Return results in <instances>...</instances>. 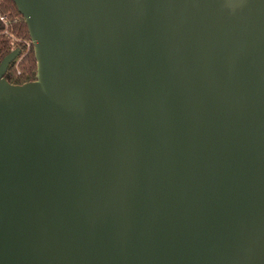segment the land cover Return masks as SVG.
Listing matches in <instances>:
<instances>
[{
  "label": "water",
  "instance_id": "95a60500",
  "mask_svg": "<svg viewBox=\"0 0 264 264\" xmlns=\"http://www.w3.org/2000/svg\"><path fill=\"white\" fill-rule=\"evenodd\" d=\"M0 264H264V0H13Z\"/></svg>",
  "mask_w": 264,
  "mask_h": 264
},
{
  "label": "trees",
  "instance_id": "16d2710c",
  "mask_svg": "<svg viewBox=\"0 0 264 264\" xmlns=\"http://www.w3.org/2000/svg\"><path fill=\"white\" fill-rule=\"evenodd\" d=\"M0 8L1 14L9 13V17L17 15L20 16V20L15 24L13 23L14 25L11 28L12 33L17 38L19 37L29 39L27 24H25L23 17L15 7L13 0H2L0 2ZM4 30L5 25L0 20V61L5 54L10 52L14 48L13 43L11 42V38L2 33ZM19 69L21 70V79L19 83L35 80L36 59H34L33 45L29 49V51L22 57V60L19 63ZM5 77L8 79L9 82H11L10 71Z\"/></svg>",
  "mask_w": 264,
  "mask_h": 264
},
{
  "label": "rangeland",
  "instance_id": "374dc122",
  "mask_svg": "<svg viewBox=\"0 0 264 264\" xmlns=\"http://www.w3.org/2000/svg\"><path fill=\"white\" fill-rule=\"evenodd\" d=\"M2 1V0H1ZM9 21H12V25L10 27V33L12 34V37L10 35H7L11 38V42L13 43V46L15 45V48L20 47L21 51L18 54V56L15 58V60L13 62H11V64L8 67V70L5 74V76L8 75V72L10 71V80L11 83L13 84H21L19 83L21 77L19 72H21V70L19 69V63L22 60V57L29 51V49L32 47V42L30 41V39H26V38H17L16 36H14V34L12 33V26L17 23L20 20V16H12V17H8ZM14 23V24H13ZM5 34V33H4ZM6 35V34H5ZM33 81V80H32ZM27 82V81H26ZM24 83V82H23Z\"/></svg>",
  "mask_w": 264,
  "mask_h": 264
},
{
  "label": "built area",
  "instance_id": "2783aa9c",
  "mask_svg": "<svg viewBox=\"0 0 264 264\" xmlns=\"http://www.w3.org/2000/svg\"><path fill=\"white\" fill-rule=\"evenodd\" d=\"M0 2H1V0H0ZM8 17H9V13H7V14H1V8H0V20L5 25V30L2 33L3 34L5 33L6 35H10L11 34L10 33V27H11V25H12L11 23L13 21L12 19H11V21H9ZM10 36L12 37V34Z\"/></svg>",
  "mask_w": 264,
  "mask_h": 264
},
{
  "label": "flooded vegetation",
  "instance_id": "af4514ba",
  "mask_svg": "<svg viewBox=\"0 0 264 264\" xmlns=\"http://www.w3.org/2000/svg\"><path fill=\"white\" fill-rule=\"evenodd\" d=\"M14 48H15V46H14ZM14 48H13V49H14Z\"/></svg>",
  "mask_w": 264,
  "mask_h": 264
}]
</instances>
